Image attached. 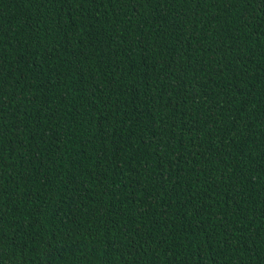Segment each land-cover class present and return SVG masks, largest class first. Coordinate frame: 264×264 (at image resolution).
<instances>
[{"label":"trees","instance_id":"1","mask_svg":"<svg viewBox=\"0 0 264 264\" xmlns=\"http://www.w3.org/2000/svg\"><path fill=\"white\" fill-rule=\"evenodd\" d=\"M0 264H264V0H0Z\"/></svg>","mask_w":264,"mask_h":264}]
</instances>
